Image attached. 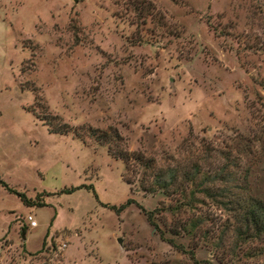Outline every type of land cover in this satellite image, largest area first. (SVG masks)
<instances>
[{"label": "rangeland", "instance_id": "obj_1", "mask_svg": "<svg viewBox=\"0 0 264 264\" xmlns=\"http://www.w3.org/2000/svg\"><path fill=\"white\" fill-rule=\"evenodd\" d=\"M43 110L82 137L49 131ZM88 127L213 176L236 134L264 129V0H0V264H193L139 209L171 199L128 185ZM245 168L264 200V153ZM192 212L202 229L182 242L223 264L208 241L232 211L202 196ZM243 253L239 264L264 263Z\"/></svg>", "mask_w": 264, "mask_h": 264}, {"label": "trees", "instance_id": "obj_2", "mask_svg": "<svg viewBox=\"0 0 264 264\" xmlns=\"http://www.w3.org/2000/svg\"><path fill=\"white\" fill-rule=\"evenodd\" d=\"M35 102L40 109L47 110L37 94H35ZM41 116L47 121L49 131L59 134L73 132L82 137L59 116L51 115L47 111ZM87 131L98 143L107 145L110 156L121 159L125 167L124 180L128 185L132 187L137 183L139 189L146 195L162 194L171 199L173 204L168 207L160 203L152 210H146L141 206L139 209L160 239L177 251L187 253L194 261L193 264L204 262L196 259L197 247L186 245L182 239L193 237L202 229L203 218L192 216L193 208L202 196L215 200L232 211V222L225 226V230L215 239L208 241L215 248L217 259L223 264L229 261L239 264L243 262L239 256L241 251H244V256L255 260L264 257V200L249 195L247 168L242 169L240 173L235 171V168L237 170L241 168L243 160L248 159L253 153L263 155L264 129L252 131L251 136L236 134L234 146L225 156L226 164L216 170L213 176L202 172L198 164L190 169L178 165H158L154 158L146 157L143 152L127 149L123 137L116 128L110 127L107 131H100L88 127ZM129 174H132V177H129ZM67 191L70 192L72 189ZM21 197L26 205H45L39 196L34 201H29L23 195ZM132 203L133 201L128 199L120 209L124 210ZM109 208L115 209L114 206ZM166 213L172 217L170 223L165 221ZM182 213L185 214L184 219L182 216L177 219ZM203 238L206 241L207 234L204 233ZM231 238H235L236 243L232 244V249H228ZM255 241L261 246L252 248L250 244H254Z\"/></svg>", "mask_w": 264, "mask_h": 264}, {"label": "built area", "instance_id": "obj_3", "mask_svg": "<svg viewBox=\"0 0 264 264\" xmlns=\"http://www.w3.org/2000/svg\"><path fill=\"white\" fill-rule=\"evenodd\" d=\"M27 220L29 221L31 227H35L37 225V222L32 215L27 216Z\"/></svg>", "mask_w": 264, "mask_h": 264}, {"label": "water", "instance_id": "obj_4", "mask_svg": "<svg viewBox=\"0 0 264 264\" xmlns=\"http://www.w3.org/2000/svg\"><path fill=\"white\" fill-rule=\"evenodd\" d=\"M119 241V243H120V240H118Z\"/></svg>", "mask_w": 264, "mask_h": 264}]
</instances>
